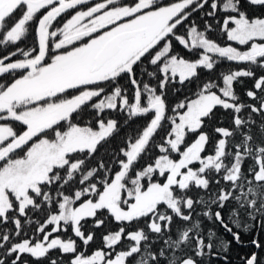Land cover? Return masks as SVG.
I'll return each instance as SVG.
<instances>
[{
	"label": "snow or ice",
	"instance_id": "obj_1",
	"mask_svg": "<svg viewBox=\"0 0 264 264\" xmlns=\"http://www.w3.org/2000/svg\"><path fill=\"white\" fill-rule=\"evenodd\" d=\"M233 243L264 264V0H0V264H234Z\"/></svg>",
	"mask_w": 264,
	"mask_h": 264
},
{
	"label": "trees",
	"instance_id": "obj_2",
	"mask_svg": "<svg viewBox=\"0 0 264 264\" xmlns=\"http://www.w3.org/2000/svg\"><path fill=\"white\" fill-rule=\"evenodd\" d=\"M196 20H197V23L203 27V20L200 19V14L197 13V14H194V17ZM191 19V18H190ZM207 19V18H206ZM210 37L214 40H218L220 43H224V38L222 36H220L218 33L216 32H212V33H209ZM175 43V42H174ZM233 46L235 47H242V46H239V45H236L233 43ZM175 47L178 51H181L182 54H184L185 56H188L189 58H195L193 56H191V54L187 53L185 50L182 49V47L178 44H175ZM228 67H236V65L234 64H231L227 61H223L217 68L216 72H213L211 74L205 72L204 70H201V79L211 75V76H215L217 74V72L221 69H226ZM146 78V77H145ZM251 86V81H246L244 87H250ZM173 88H181L180 85H173L172 86ZM195 90V83H193L192 85H188V86H185L183 88H181L180 91H177L175 92V94H173L172 92V89L170 88L168 90V95H169V101L170 102H175L176 100L178 99H182L185 95H189L191 94L192 91ZM237 91L238 92H243V88L241 86H237ZM115 118L120 122L121 125H123V121L124 119L126 118L123 114H117L115 115ZM89 119V116L87 113H85L82 117H81V122H83L84 120H87ZM220 121H223V123H219ZM231 117L227 114H225L223 112V110H219L217 111V118L216 120L213 122L212 125L208 126L205 131L208 132V134L210 135L211 137V140H210V143L208 146H206V151H209L211 149V146H212V142L215 141L216 139V136L213 132V127L214 126H225V127H231ZM143 123V118H140L136 121H133L131 122L129 125L127 126H121L120 127V130L118 133H116L114 135L113 138H111V140L109 141V143H105V144H102L101 146L98 147V152L96 154L97 157H100L102 158L105 163H108L109 160H110V156H109V153L116 149L118 145L120 146H123V142H124V138L126 136V133H128L130 130L131 131H134L135 128H136V125L137 124H142ZM253 132L255 133L256 130L253 129ZM195 138V135L194 134H190L187 138H186V142L190 143L193 139ZM158 153V150L155 149V148H152L150 153H149V156H146L144 157L143 159H141L139 161V163L137 164V168L139 167H142L145 163L147 162H150V159L151 157H154L156 154ZM176 155V154H174ZM91 164H95L96 163V160L93 159V161L90 162ZM160 179L161 182H163V178H158ZM213 187H215V185H213ZM190 195L192 196H196L197 195V190L196 189H193L191 193H189ZM183 222L179 219H174V228L176 225H180L182 224ZM117 227L116 223L115 222H109L108 224V228L110 229H115ZM211 227V225H209L207 223V221H205L204 223V228L207 229ZM105 231L104 228H101V229H98L97 232H96V241L95 243L92 245V248H95V247H99L101 245V234ZM175 230H173V235L175 236ZM221 235H224L222 233V230H221ZM226 239L228 240H231V237L230 236H225ZM244 251H246L245 249L243 248H239L237 247L234 243L230 249V255L234 261V264H239V260L237 259V256L238 254H242Z\"/></svg>",
	"mask_w": 264,
	"mask_h": 264
}]
</instances>
